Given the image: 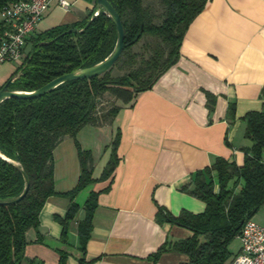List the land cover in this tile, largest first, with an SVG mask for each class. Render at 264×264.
<instances>
[{
    "label": "crops",
    "instance_id": "0c3cea01",
    "mask_svg": "<svg viewBox=\"0 0 264 264\" xmlns=\"http://www.w3.org/2000/svg\"><path fill=\"white\" fill-rule=\"evenodd\" d=\"M66 1L68 9L52 3L29 39L57 26L82 22L100 10L95 0ZM28 47L27 41L25 54ZM179 51L177 62L150 90L129 104L119 103L121 109L111 125L86 126L76 135L81 148L93 156L92 177L97 179L109 159L113 137L120 132L119 163L109 190L98 196L84 251L77 235V225L85 216L84 203L90 192L106 188L109 181L90 184L75 197L79 210L69 223L66 243L61 241L63 228L54 217H65L69 201L48 198L39 214L42 243L36 242L35 230H28L26 259L35 264H58L62 252L65 264L187 262L186 255L175 252L161 254L156 262L149 259L166 240L192 236L176 225H158L157 207L175 216L182 210L202 213L205 204L182 193V186L217 157L242 165L241 149L250 146L244 138L242 118L259 111L264 99V0H210L189 25ZM16 70L14 66L9 74L0 76V90ZM205 92L215 97L212 112ZM231 104L235 106L234 120L229 117ZM78 176L74 141L66 137L53 151L55 191L71 190ZM251 221L264 227V204ZM235 239L225 264L239 253L240 242Z\"/></svg>",
    "mask_w": 264,
    "mask_h": 264
},
{
    "label": "trees",
    "instance_id": "16d2710c",
    "mask_svg": "<svg viewBox=\"0 0 264 264\" xmlns=\"http://www.w3.org/2000/svg\"><path fill=\"white\" fill-rule=\"evenodd\" d=\"M0 0V8L7 2ZM118 13L124 31L123 50L113 67L105 74L85 80L67 81L42 97L21 100L5 99L0 103V264H35L25 258L26 232L36 231L39 214L50 197L69 201L64 218L54 219L62 226L61 241L67 242L69 223L79 210L75 197L88 185L109 181L97 192H90L83 210L84 219L77 225L81 251L89 240L92 217L98 196L107 192L119 163L117 130L110 145L109 159L94 179L93 156L81 148L77 133L86 126L111 125L121 107L142 92L150 90L157 80L178 60L183 37L197 15L210 0H107ZM57 26L27 40L25 54L9 90L32 92L53 79L92 67L113 52L116 27L102 10L90 20ZM77 30L78 33H72ZM138 48V51H135ZM114 69L124 73L114 76ZM106 96L113 98L103 105ZM207 108L212 112L215 97L205 92ZM229 117L235 119V106L229 105ZM244 138L250 146L242 148L243 163L217 157L203 170L193 174L180 191L205 204L202 213L182 210L177 216L157 207L155 222L189 230L187 239L165 243L149 259L156 262L165 252L187 256L185 264H225L228 250L246 221L264 204V99L259 111L244 115ZM74 141L79 165L75 186L58 193L53 181V151L66 138ZM12 161V162H11ZM25 191V196L17 200ZM58 264L66 255L59 253Z\"/></svg>",
    "mask_w": 264,
    "mask_h": 264
},
{
    "label": "built area",
    "instance_id": "2783aa9c",
    "mask_svg": "<svg viewBox=\"0 0 264 264\" xmlns=\"http://www.w3.org/2000/svg\"><path fill=\"white\" fill-rule=\"evenodd\" d=\"M56 2L68 9L66 0H16L0 8V64L22 62L25 45L45 13ZM97 12H93L96 15ZM240 250L229 264H264V227L251 220L245 222L236 237Z\"/></svg>",
    "mask_w": 264,
    "mask_h": 264
},
{
    "label": "water",
    "instance_id": "95a60500",
    "mask_svg": "<svg viewBox=\"0 0 264 264\" xmlns=\"http://www.w3.org/2000/svg\"><path fill=\"white\" fill-rule=\"evenodd\" d=\"M95 2H96V6L100 10H102L105 14H107L108 17H110L112 19V21L116 27L117 41H116L115 48H114L113 52L109 55V57H107L104 61H102V62H100V63H98L92 67L77 70L75 72L63 75L61 77H57V78L53 79L52 81H50L49 83H47L46 85H44L43 87H41L35 91H32V92H21V91L9 90L10 84H12L15 81V79L18 77V76H15V77L11 78L10 80H8L5 83V85L1 88V90H0V103L2 101H4L5 99H9V98H15V99H21V100L36 99V98L42 97L43 95L51 92L56 87H58L59 85L65 83L67 81L85 80V79H91V78L99 77V76L105 74L106 72H108L113 67L115 62L119 59V57L122 53V50H123V40H124L123 27H122L121 20H120L118 13L111 7V5L109 4V2L107 0H95ZM99 11L97 12L96 15H92L90 20H92L94 17H96L98 15ZM70 32L78 33L79 31L71 30ZM0 159H4V158L0 156ZM4 160H6V159H4ZM26 192L27 191H25L17 200H15L13 202H17V201L21 200L25 196Z\"/></svg>",
    "mask_w": 264,
    "mask_h": 264
},
{
    "label": "rangeland",
    "instance_id": "374dc122",
    "mask_svg": "<svg viewBox=\"0 0 264 264\" xmlns=\"http://www.w3.org/2000/svg\"><path fill=\"white\" fill-rule=\"evenodd\" d=\"M84 2V0H82ZM88 5H90L89 3H87ZM92 6V5H91ZM98 8V7H97ZM28 50H30V47H28ZM27 50V51H28ZM135 51H138V48H135ZM20 63L19 62H14V63H4V64H0V76H5L6 74H9L12 70V68L15 66V67H19ZM122 71L118 70V69H114L112 74L114 76H118V75H121ZM113 100L112 97L110 96H106L104 99H102V103L103 105H106L108 106L107 104H109V102H111ZM236 239H234L235 241Z\"/></svg>",
    "mask_w": 264,
    "mask_h": 264
},
{
    "label": "bare ground",
    "instance_id": "6f19581e",
    "mask_svg": "<svg viewBox=\"0 0 264 264\" xmlns=\"http://www.w3.org/2000/svg\"><path fill=\"white\" fill-rule=\"evenodd\" d=\"M1 157H3L4 159L8 160L7 158H5L2 154H0ZM9 161V160H8ZM12 162V161H11Z\"/></svg>",
    "mask_w": 264,
    "mask_h": 264
}]
</instances>
